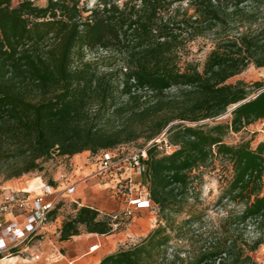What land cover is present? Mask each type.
I'll use <instances>...</instances> for the list:
<instances>
[{"label":"trees","instance_id":"16d2710c","mask_svg":"<svg viewBox=\"0 0 264 264\" xmlns=\"http://www.w3.org/2000/svg\"><path fill=\"white\" fill-rule=\"evenodd\" d=\"M46 2L0 0V175L41 171L56 154L145 147L165 132L177 149L153 143L142 176L157 226L98 264H263L253 253L264 245V140L225 136L264 120V82H229L264 68V0ZM199 38L210 46L203 61L190 58ZM233 105L229 122L215 121ZM218 158L232 167L224 197L243 208L217 226L196 185ZM113 223L76 207L60 240L107 235Z\"/></svg>","mask_w":264,"mask_h":264},{"label":"rangeland","instance_id":"374dc122","mask_svg":"<svg viewBox=\"0 0 264 264\" xmlns=\"http://www.w3.org/2000/svg\"><path fill=\"white\" fill-rule=\"evenodd\" d=\"M18 1L19 0H13L14 5H17ZM34 1L40 5H45L47 3L46 0ZM89 1L93 2V0ZM191 47L193 54L190 55V58L200 61L204 60L210 49L209 43L202 38L196 40ZM239 80H243L245 82L261 80L264 82V68L256 67L252 64L244 72L232 76L229 82L232 83ZM233 107L234 105L229 107L228 112L218 116L215 121L229 122L231 120V111ZM209 122L212 121L210 120ZM263 140L264 120H256L242 130L238 132H230L225 136V141L229 144L234 145L240 143L241 141H250L252 148H256L260 142H263ZM142 144L143 139H138L137 141L122 144L120 147L116 148L115 151L121 152L137 150L138 148H143ZM83 158H87L91 162H96L97 154L92 153L90 150L76 153L71 157L56 154L51 159L43 162L44 168L41 171L25 173L20 177L9 178V180H6L3 175H0V199L8 194L10 190L29 189V184H34L35 182L38 183L41 178L44 180H50L53 176L57 175L58 172L67 173L68 177L74 179V171L77 165L76 161ZM231 174V163L228 160L218 158V160L214 163V166H211L202 174V181H199V184L196 185V190H198L201 194L200 208L204 210L206 220L211 221L212 224L217 226L220 225V222H223L228 212H236V210L239 211L243 208L241 202L237 200L233 201L224 197L227 196L226 188L228 186V180L231 179ZM72 195L73 196L64 198L63 205L61 209L58 210L59 213L57 218L59 220L48 224V228H50L51 231L46 229L43 238L40 236L34 237L26 243L19 244L18 246L12 248L11 252L0 253V264H5L1 262V260L4 258H11V256L18 257L16 264H22L25 262H29L27 264H69L65 257H62V254L69 259L73 258L68 254V247L60 240V228L58 225L61 226L62 222L69 215L74 214L72 209L76 204H74L75 202L72 199L75 195ZM91 205L96 207L94 203ZM125 206L126 204H122V206L118 207L117 210L119 211L120 208ZM117 210H101V214H113ZM158 211L159 209L155 206L153 209L151 208V210L143 209L139 211L132 210V213L124 212L121 214L122 219H120V222L114 225L115 229L112 233H109L106 236L91 235L94 236L93 240H99L100 243H102L100 250L93 251L91 254H87L89 248L87 244H90L91 241H85V239H79V237L73 239L72 237L70 240H74L73 242H75L76 239H79L76 241V244L82 248L79 250L77 255L74 256L76 257L75 260L78 259L75 264H94L96 259L100 257L99 255L104 254L103 252L107 245L109 246L105 252L108 253L139 243L143 237H145L152 229L155 228V226H157ZM83 233L87 232H82V234ZM246 235L250 238L258 235L254 224L248 228ZM84 237L86 238V236ZM73 245L74 244L71 243V246ZM35 246L37 248H35V250L32 249ZM92 255H95L96 258L91 259L90 257ZM253 255L259 262L264 263V245H261V247H259Z\"/></svg>","mask_w":264,"mask_h":264},{"label":"built area","instance_id":"2783aa9c","mask_svg":"<svg viewBox=\"0 0 264 264\" xmlns=\"http://www.w3.org/2000/svg\"><path fill=\"white\" fill-rule=\"evenodd\" d=\"M153 143L158 144L164 153L177 149L176 145L168 144L164 132L137 150L116 152L115 149H105L95 153L98 166L89 176H104L106 181L111 180L110 194L120 206L126 204L112 214L113 226L120 222L124 212L155 207L142 177L147 167V148ZM76 183L67 173L58 172L50 180L41 178L33 190L13 189L0 199V253L11 252L12 248L34 237L43 238L46 226L51 222L52 211L65 197L74 194ZM98 246L93 244L90 251Z\"/></svg>","mask_w":264,"mask_h":264},{"label":"crops","instance_id":"0c3cea01","mask_svg":"<svg viewBox=\"0 0 264 264\" xmlns=\"http://www.w3.org/2000/svg\"><path fill=\"white\" fill-rule=\"evenodd\" d=\"M77 165L75 168V173H74V179H71V181H75L76 183V189L74 191V195L75 197L72 198L73 201L75 202L74 204H76L72 211L73 213L76 212V207H80V206H92L91 204H95L96 207L100 212H102L101 210H117L118 207H120V204L112 197V195L109 193V185L111 184V180L110 181H106V178H104V176H89V174L92 172V170L96 169L98 166L97 162H91L89 161L87 158H83V159H79V161H76ZM64 183V182H62ZM36 188V182L34 184L30 185L29 189H35ZM73 196V195H72ZM60 210V209H58ZM58 212V211H57ZM59 213V212H58ZM58 213L55 216H52L51 222L54 221H58L59 219L57 218ZM54 219V220H53ZM49 225L47 224V229L48 231H51L50 228H48ZM58 227L60 228V225H58ZM61 229V228H60ZM59 229V232H60ZM57 232V233H59ZM91 235H104L105 234H98V233H81L78 235L73 236V239L76 237H79V239H85V241L89 240L91 241L90 244L88 243V252L87 254H91L93 251H97L101 248L102 243H100L99 240H93L94 236ZM86 236V238L84 237ZM76 239L75 242H73L74 240H66V241H62L61 242L63 244H65L68 247V254L69 256H71L73 259H69L68 257H66L64 254H62V257H65V259L67 260V262L73 263L75 264L77 262V260H75L76 257H74L75 255H77V253L79 252L80 248L78 246V244H76V241L79 240ZM71 243L74 244L73 246H71ZM93 244H98V248L96 250H91L90 248ZM109 245H107L108 247ZM107 247H105L104 250V254L99 255L100 257H98L95 261L94 264H98L101 261V258L104 257L105 255H107L108 253L105 252ZM35 248H37L36 246L32 249L35 250ZM112 252V251H111ZM84 256V255H82ZM92 258H96L95 255H92L90 257ZM29 263V262H27ZM22 263V264H27ZM264 264V263H263Z\"/></svg>","mask_w":264,"mask_h":264},{"label":"bare ground","instance_id":"6f19581e","mask_svg":"<svg viewBox=\"0 0 264 264\" xmlns=\"http://www.w3.org/2000/svg\"><path fill=\"white\" fill-rule=\"evenodd\" d=\"M29 185H31V184H29ZM30 190H33V189H30ZM17 260H18V257L17 256H11V258H4V259H2L1 262L5 263V264H16Z\"/></svg>","mask_w":264,"mask_h":264},{"label":"water","instance_id":"95a60500","mask_svg":"<svg viewBox=\"0 0 264 264\" xmlns=\"http://www.w3.org/2000/svg\"><path fill=\"white\" fill-rule=\"evenodd\" d=\"M234 106H236V105H234Z\"/></svg>","mask_w":264,"mask_h":264}]
</instances>
